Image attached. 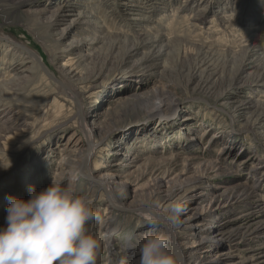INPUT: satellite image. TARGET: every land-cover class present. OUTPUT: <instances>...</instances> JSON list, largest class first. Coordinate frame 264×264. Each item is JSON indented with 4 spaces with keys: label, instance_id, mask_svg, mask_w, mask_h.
<instances>
[{
    "label": "rangeland",
    "instance_id": "374dc122",
    "mask_svg": "<svg viewBox=\"0 0 264 264\" xmlns=\"http://www.w3.org/2000/svg\"><path fill=\"white\" fill-rule=\"evenodd\" d=\"M13 1L0 0V28L5 34L23 43L25 48H20L18 45H11L12 47L4 46V49L0 47V59L8 60L14 58L13 63H16L17 58L23 61V57L33 56L32 54L36 55L32 57L31 63L24 68L29 69V72H19L18 74L14 72L11 77L0 73V84L6 83L10 88L5 92L6 95L8 94L9 100L6 99L4 103H9L7 107L11 105L20 107L22 113L27 115L29 123L27 133L22 135L25 137L20 140L15 142L0 139V228L6 226V209L10 202L9 198L15 196L27 200L30 198L28 194L30 193V188L34 187L37 191H40L41 187H43L41 190L48 187L53 179L57 180V169L61 165L60 161L62 160L60 149L64 147L71 135H73L71 141L73 139L81 141L82 136H84L83 128L78 123V128H75L73 124L75 122L74 116L77 104L74 103L73 106L68 100L63 101L60 97L64 96L58 93L59 90L67 92V88L70 87L64 77L65 74L69 75L70 72L69 68L64 66L66 59L62 58L65 56L63 53L68 50L69 44L81 39L97 41L100 38L99 43L89 45L87 48L79 49L75 52V55H73V58H76L75 63L79 61V55L85 57L90 55L91 57L78 62L74 66V68H77L76 71L68 76L78 88L83 87V93L80 95L84 98V106L88 109L96 107L95 112L92 113L93 116L103 112L105 110L103 108L104 105L108 109L103 119L104 122L102 121L103 128L105 127L106 131L105 136H102L104 140L98 145L111 149L116 153L118 151L117 144L126 142L128 134L124 135V133L127 128H132L136 124L144 122H149L152 127H155L157 122H160L157 121L158 118L162 115L164 116L163 119L173 122L172 127L174 129L176 124L180 122L178 119H181V117L176 115L183 109L182 115L192 114L203 121H198L195 124L194 131L192 128L189 131H184V134H187V139L188 137L193 138L192 144L197 145L191 148L190 144L187 146V144L183 143L178 145L179 149L177 150L183 152V147H187L193 149V152L201 154L206 159H215L220 154L219 148L224 142L223 140L213 144L209 142L213 133L217 130L227 131L236 136L235 155L241 156V159L236 158L234 161L231 160L230 163L233 168L236 166L237 169L233 170H238V175L234 174L233 176L232 174L230 179H221L214 185L216 187H226L250 181L252 177L250 170L255 163L251 158L256 156L264 160V140H258V136L264 137V128L259 126L251 131L243 129L248 121L253 122L255 119L260 118L261 123L264 125V116L261 113L264 109V82L247 87L245 82L255 78V73H257L255 67L264 62V0H210L211 2L208 0H193L191 4L189 1L192 0H177L170 3L168 8H164V5H162L166 0H157L155 3L160 8L157 11L152 9L145 10L143 8L144 5L140 3H137L139 7H134L132 6L133 2L128 0H105V3L106 1L108 3L107 5H99L102 0H97L99 2L96 4H86V0H68L69 2L66 0H38L39 4L26 6L18 11L15 10ZM45 1L50 12L43 14L41 22L44 24L52 17V11L64 6L72 8L69 7L72 3L82 2L83 4L79 6L76 4L77 6L73 11H66L64 13L67 15L65 17L66 21H63L61 25L54 27L55 29L53 28L52 30L44 28V25H41L44 29L38 25L34 26V20L28 21L29 18L23 14L24 11L43 9L42 4ZM188 7L191 9L186 11ZM115 9L118 10L117 15L111 17ZM202 10L204 12H201ZM84 13L87 18H83ZM163 13L164 17L160 18ZM94 15L98 16L100 20L92 18ZM199 15L206 16L207 20L205 22L200 21L201 17ZM249 15L252 16L250 19L254 20L252 23L244 19V16ZM186 18L190 20L189 26L186 25ZM104 19H107L108 23L106 25L102 24ZM172 19L173 26L175 25V27L177 26L178 29H181L178 31L181 33L179 38L181 37L182 41L175 38L177 34L175 35L172 31H168V25ZM73 20L81 21V24H79L81 30H75L73 34L68 36L61 37V35H56L67 29L70 32L73 27ZM88 25L98 28L91 31L88 30V32L84 31L88 28ZM135 38H141L145 41L153 38L157 43L145 50H141L140 54L133 58H125L124 52L132 49ZM203 39L208 40L209 44L204 45L201 41ZM200 44H203V46L201 47ZM249 47H256L257 53L252 55L250 61L257 60V62L251 64L252 68L243 74L237 75L233 87L228 89L231 77L232 79L234 78L235 73L233 72L246 58V52H250L248 51ZM5 48L8 49L6 50ZM199 48H201L199 56L201 63L195 71L196 77L192 81H187L185 76L188 74L189 65ZM17 51L19 52L17 53ZM152 53H155L157 61H145V56L147 57ZM204 58H208L206 64L202 62ZM29 60L27 59V61ZM0 66L3 67L4 65ZM150 66L151 68H149ZM169 67L177 72H167ZM93 68H95V77L92 82L87 81L85 84H79L83 82L81 78H85ZM63 73L65 74L63 75ZM260 74L264 77V72L260 71L258 76ZM124 76H133L129 82H126V85L132 86V91L126 92L128 94H132L134 87H140L143 81L152 82H148L145 88H139L140 90L137 91V94L151 90L153 85V88H155L160 81L161 83L170 81L173 85L180 87L176 96L180 97L182 101L169 115L159 114L148 121L142 115L140 102L128 103L124 102L123 96L125 95H122L121 99L118 100L114 96L107 94L108 89L105 90L104 87L112 79L117 78L119 80L118 78ZM12 77L14 79L24 78V81L13 83ZM221 78H225L226 83L221 81ZM227 79H229L228 82ZM203 80H205L204 82L207 80L204 85H202ZM120 83L123 84L122 80L117 84ZM254 83L256 82L254 81ZM205 84H207L206 87H204ZM223 89L231 90L234 96L217 101L215 96ZM56 94L58 95L57 102L54 101ZM116 100L118 102L115 104ZM247 100H253L252 108L244 113L241 112L242 117L236 116L235 119L239 124L235 126L232 111H235L239 102ZM105 101L107 102L105 103ZM10 102L12 103L10 104ZM18 110L16 109L15 112ZM0 116L1 119L3 117L1 113ZM172 117H175V119L170 120ZM92 123L91 118L88 124ZM205 128L207 131L204 132L203 129ZM180 134L179 131H176L170 135H173L172 137L176 139ZM96 142L99 143L100 139L98 138ZM166 148L158 147L156 156H161L162 150L168 151L169 148ZM143 150L144 148L139 144L137 147L139 155L143 154L140 152ZM169 150L168 154L174 152V150ZM126 151V147L119 150L120 154L115 158V161L113 157L111 158L113 162H111V159L109 160L107 153L102 156L103 152H101L99 156L102 157L104 165L112 163L116 165L121 162L122 155ZM48 155L50 160L40 164ZM237 161L238 163L236 164ZM147 168V165L140 162L138 169L134 168L128 172V182L133 187L139 184L138 190L133 193L134 189L131 187L127 188L126 193L125 190L117 189L115 195L120 203L113 210L108 206L105 195L99 189L89 186L88 181L82 180V182L80 181L74 186L78 195L89 196L92 199V207L96 213V218L88 223L87 228L88 232L100 241L99 257L101 260L98 261L97 259L98 264H114L108 261L109 255L104 243V240H111L116 244V239L104 236L112 221L113 223H118L119 229L123 232L126 231L127 235H135L133 236L135 241L141 243L142 236L140 237L139 230L142 224L139 214L147 215L148 213L139 211L138 208L149 206L148 203L154 206L162 204L163 196L158 185L150 182L147 177L144 179ZM68 173V178H75L76 174H80L78 171L75 174L70 171ZM26 176L28 177L26 178ZM25 179H30V181L26 184L24 182ZM175 185L174 183L170 184L169 191L175 190ZM10 186L11 188L8 190ZM61 186L64 185L61 184ZM130 190L131 194L128 192ZM260 194H264V186ZM181 202V198H175L167 212L170 214L176 213L170 211V209L174 204L178 203L180 205ZM263 202V200H255L251 206L244 208L242 211H250L256 206H261ZM120 204H122L123 208ZM206 223L212 224L211 222ZM119 243L116 244L117 261H121L123 264H130L126 263L121 251L123 245Z\"/></svg>",
    "mask_w": 264,
    "mask_h": 264
},
{
    "label": "bare ground",
    "instance_id": "6f19581e",
    "mask_svg": "<svg viewBox=\"0 0 264 264\" xmlns=\"http://www.w3.org/2000/svg\"><path fill=\"white\" fill-rule=\"evenodd\" d=\"M86 1V4H96L97 2H99L97 0ZM128 1H132V6L134 7H139L137 6V3L144 5L143 8L145 10L152 9L153 11H157L158 9H160L157 3H155L157 0ZM175 1L177 0H166L162 5H164V8H168L169 4ZM189 2L191 4L193 3V0ZM37 3L39 4L40 2H38V0L13 1L15 10L18 11L22 10L26 6H31L32 4L36 5ZM46 3V1L43 4L41 3L43 5V9L24 11L23 14L26 15L27 18H29L28 21H31V19L34 20V26L44 25V28L52 30L54 27L56 28L58 25H61L63 21H66L65 17L67 15L64 14L66 11H73L77 6L76 4H78V6L83 4L82 2L72 3V5L69 6L72 8L64 6L52 11V17L49 18L46 24H44L41 22L43 20L42 16L43 14L50 12ZM102 4L107 5L108 3L107 1L105 3V0H102L100 1L99 5ZM188 9L191 8L188 7L186 11ZM117 11L118 10L115 9L113 13L111 12V17H113L114 15L116 16ZM201 12H204V10H202ZM163 17L164 13L162 14V17L160 16V18ZM199 17H201L200 21L202 22H205L207 20L206 16L199 15ZM250 17L252 16H244L245 21L252 23L254 20L252 18L250 19ZM83 18H87V15H85V13ZM92 18L100 20L99 17L95 15ZM185 22L187 26L190 25V20L188 18L185 19ZM72 23L73 27L70 32L69 29H67L61 34L56 35H61V37L65 35L68 36L73 34V31L75 32V30L80 29L79 24H81V21L73 20ZM107 23V19H104L102 24L106 25ZM30 25L31 27H33L32 24ZM95 28L88 25V28L84 31L88 32V30L91 31ZM178 30L181 29H178V27H175V25L173 26L172 19V21L168 25V31H172L173 33H175V35L177 34L175 38L181 40V37L179 38V35L181 33ZM179 40H177V42H179ZM92 41L93 40L88 41L86 39L75 41L69 44L68 50L64 51L63 53L65 54V56L62 58H64V60L66 59L64 66H66V68H69L68 70L70 72L69 75L65 73H63V75L65 74L64 77L66 78V83L70 87L67 88V92L58 89V93L59 95L62 94L64 96L60 97L63 99V101L68 100L70 103H72L73 106L74 103L77 104V106L75 107V122L72 123L74 124L75 128H78L77 123L83 128L84 136H82L81 141L74 139L71 141V137L73 136L71 135L68 141L64 144V147L60 149V156L62 160L60 161L61 165L57 169L58 174L57 180L55 179V181L60 185L63 184L65 187L70 186L75 189L74 186L76 185V183L80 181L82 182V180H86L88 181L89 186L99 189L105 195V198H107L108 206L113 210L114 208L119 206L118 203H120L116 199V190L120 188L122 190H125L127 193V188L133 187V185L131 186V184L127 180L128 172L134 168L138 169L140 167V162L148 166V170H146L144 179H146L147 177L150 182L156 183L161 190L163 198L162 204H160L159 206H154L153 204L148 203L149 206L138 208L139 211L148 213L147 215L139 214L141 220L140 222L142 224V227L139 230L140 237L142 236L141 243L135 241V237H133L135 235H127L126 231H121L119 229V225H117L118 223H113V221L111 226H109V229L106 232L104 231L106 233L104 235L105 237H108L110 239L112 238L114 240L116 239V244L120 242L119 244L123 245L121 251L124 255L126 263L139 264L140 246H142V244L144 243L146 235L155 234L154 225L151 223L152 218L171 217L170 231L173 233V239L170 242V250L176 252L177 255L181 257V259L183 260V264H264V202L261 206H256L250 211H242L244 208L251 206L252 202L255 200L264 201V194H260V191L264 186V160L257 158L256 156H253L251 158V160H253L255 163L252 165L250 170L252 172V177L249 182L226 187H216L214 185L221 179H230L232 174L233 176L234 174L236 176L238 175V170H236L237 172L233 170L237 169L236 166H234L233 168L232 164L230 163L231 160L234 161L236 158L241 159V156L235 155V146L237 144L235 142V135H232L227 131H221L220 129L213 133V136L209 143L213 144L220 140H223L224 142L219 148L220 154L215 159H206L201 154H197L193 152V149L187 147H183V152H179V150H177L179 149L178 145H181L183 143L187 144V146L190 144L191 148L192 146L195 147L197 145L192 144L193 138L188 137L187 139V134H184V131H189L191 128L193 130L195 124L198 121H203L199 120V118L193 116L192 114L182 115V109L176 115L181 117V119H178L180 120V122L176 124L174 129L172 127L173 122H170L167 119H163V115L158 118L157 121L160 122H157L155 127H152L151 123L149 122H144L141 124H136V126H133L132 128H127L126 132L124 133V135L128 134L126 136V142H119L117 144L118 151L123 147L127 148L125 154L122 155L123 157L121 159V162L116 165H114L113 163H107L108 165H104L102 163L103 159L99 156L101 152H103V155L101 154L102 156H104V153H107L109 160L113 157L114 161L115 158H117V156L120 154L118 151L115 153L111 149H106L105 147H101L100 145H98L102 142V140H104L103 137L105 136L104 134L106 131L104 129L105 127L103 128L102 123L104 122L103 119L108 109H106V105H104L103 108L105 110L98 113V115L93 116L92 113L95 112L96 107L93 109H88L84 106V98L80 95L81 93H83V87L78 88V86L72 83L71 78L68 77L76 71L77 68H74V66H76L78 62L87 60L89 57H91L90 55L88 57L79 55V61L75 63L76 58H73L75 52L79 49H85L89 45L99 43L100 38L97 41ZM201 41L204 45L209 44V41L206 39H203ZM7 43L9 44L8 46ZM155 43H157V41L153 38L147 41L142 40L141 38H135L132 49L129 51H125L124 56L128 59L133 58L140 54L141 50H145L146 48L153 46ZM203 44H200V46L202 47ZM11 45H18V47L20 48H25L24 44L21 43L18 39L5 34L0 28V47L4 49V46L12 47ZM5 49L7 50L8 48ZM248 51L250 52H246V58L241 62L242 64L238 65L236 68L237 70L235 69V71L233 72L235 73L234 78L232 79L231 77L229 87L227 85L228 89L233 87L237 75L239 76L240 74H243L244 72L252 68L250 66L251 64L257 62V60L250 61L252 55L257 53L256 47H249ZM18 52L19 51H17V53ZM200 52L201 48H199L196 51V54H194L193 56V59L189 65V72L185 76L187 81H192L196 77L195 71L201 63L199 60ZM32 55L34 56L36 54ZM33 56L28 55V57H23V61H20V59L17 58L18 60L16 61V63H13L15 60L14 58L8 60L0 59V65H4L3 67L0 66V71H2L0 73H4L6 76L8 75L9 77H11L13 76L12 74L14 72L17 74L19 72H29V69L24 68L27 66V64L31 63V59ZM27 59L30 60L27 61ZM207 60L208 58L202 59L203 64H206ZM145 61H157L155 53L149 54L147 57L145 56ZM149 68H151V66ZM255 69L257 70V73H255L256 76L255 78L245 82L246 87L258 85L261 82H264L263 75L260 74L258 76L260 71L264 72V62L255 67ZM94 71L95 68L91 69L85 78H81L83 82L79 84H85V82L87 81L92 82V79L95 77ZM167 72L176 73L177 71L175 72L173 68L169 67ZM52 73L53 75H55L54 72ZM12 78L13 79L11 80L13 81V83H17L24 79H14V77ZM130 78H133V76L120 77L118 78L119 80H117V78L112 79V81L104 88L105 90L108 89V95H112L118 100L121 99L122 95H125L123 96L124 102H140V110L143 112L142 115L144 116V118H147L148 121L155 118L159 114L169 115V113H171L173 109L177 108L179 103H181L182 101L180 97L176 96V93L180 87L178 85H173V83H171L170 81H165L162 83L160 81V83H158L155 88H153V85L151 87V90L137 94V91L140 90L139 88H145L148 82H152L143 81L140 87H134L135 89L133 90L132 94H128L126 93L127 91H132V86L126 85V82L130 81ZM120 80H122L123 84H117ZM228 80L229 79H227V82ZM204 81L205 80H203L202 85L207 82V80L206 82ZM221 81L225 82V78H221ZM254 81L256 83H254ZM206 85L207 84H205L204 87H206ZM168 88L169 90H167ZM8 89H10L8 84H0V109H2L0 113L3 116L0 119V139H4L5 141L12 140L16 142L22 137H25L22 135L27 133L29 123L27 120V115L22 113L20 107H15V105H11L13 107H7L9 103H4V101L8 99V94H5L6 90ZM170 89H172L173 92ZM223 90L221 92L219 91L220 93L218 94L216 93L217 95L215 97L217 101L229 99L234 96V93L231 90ZM57 97L58 95L56 96L55 100L53 99L56 102ZM118 100L115 101V104L118 102ZM106 102L107 101H105V103ZM11 103L12 102H10V104ZM252 103L253 100L241 101L239 102V105L236 107L235 111H232L233 113L230 112L232 113V116L234 118L235 126L239 124L235 119L236 116L242 117L241 112L244 113L245 111L251 109ZM16 109L19 110L15 112ZM261 113L262 116H264V109ZM91 118L93 123L88 124L89 119ZM174 119L175 117H172V119L170 120ZM260 119H255V121L253 122L248 121L243 130L251 131L252 129L259 126H262L264 128V125L261 123ZM203 130L204 132L207 131L206 128ZM176 131H179L181 134L175 139L174 137H172L173 135L171 136L170 134H173ZM98 138L100 139L99 143L96 142ZM259 139L264 140V137L258 136V140ZM139 144L142 148H144L143 151H140L141 154L143 153L142 155H139V151H137V147L139 146ZM160 146H162L163 149L167 147L171 150H174V152L168 154V151H170L169 149L168 151L162 150V155L156 156L158 152L157 149ZM49 160L50 158L48 155L46 156L45 160L40 162V164L45 163ZM111 160V162H113V159ZM237 163L238 161L236 162V164ZM231 170H233V172H231ZM68 171L73 172L74 174L78 171L80 174H76V176L74 175L75 178H68ZM71 175L73 176V174ZM27 177L28 176H26V178ZM29 181L30 179H25L24 182L27 184V182ZM172 183L176 184V189L171 192L169 191V186ZM138 185L132 188L134 189L133 193L138 190ZM10 188L11 186L8 188V190ZM42 188L43 187H41L39 190H41ZM128 192L131 194V190ZM28 194L31 195V193ZM177 197L181 198L182 201L180 204L181 210L178 213L170 214L167 212V209L173 203V200ZM120 205L122 207V204ZM206 222H211L212 224L210 225ZM111 242V240H104V243L106 244V250L108 252L107 254L109 255L108 261L114 264H123V262L117 261L118 252L116 250V244ZM99 260L101 259L98 254V261Z\"/></svg>",
    "mask_w": 264,
    "mask_h": 264
},
{
    "label": "clouds",
    "instance_id": "9594fccd",
    "mask_svg": "<svg viewBox=\"0 0 264 264\" xmlns=\"http://www.w3.org/2000/svg\"><path fill=\"white\" fill-rule=\"evenodd\" d=\"M30 198L10 197L6 226L0 228V264H97L100 241L88 232L96 218L89 196L54 179ZM180 205L170 211L178 213ZM154 233L139 248V264H183L170 250L171 217L152 218Z\"/></svg>",
    "mask_w": 264,
    "mask_h": 264
}]
</instances>
